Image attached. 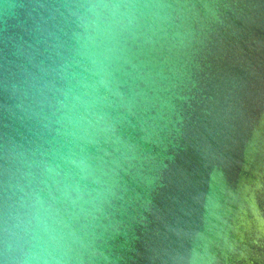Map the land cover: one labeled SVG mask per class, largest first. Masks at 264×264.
<instances>
[{"label": "water", "instance_id": "1", "mask_svg": "<svg viewBox=\"0 0 264 264\" xmlns=\"http://www.w3.org/2000/svg\"><path fill=\"white\" fill-rule=\"evenodd\" d=\"M0 264H264V0H0Z\"/></svg>", "mask_w": 264, "mask_h": 264}]
</instances>
